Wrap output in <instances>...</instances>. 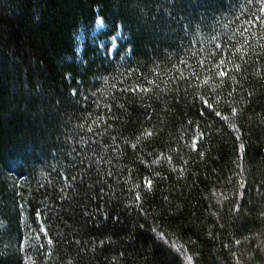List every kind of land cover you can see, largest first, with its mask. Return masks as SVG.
<instances>
[{
  "label": "trees",
  "instance_id": "16d2710c",
  "mask_svg": "<svg viewBox=\"0 0 264 264\" xmlns=\"http://www.w3.org/2000/svg\"><path fill=\"white\" fill-rule=\"evenodd\" d=\"M244 7L0 0V264H264V60L237 74L240 54L225 53L232 71L207 85L177 71L231 37ZM137 84L152 91H123ZM200 96L241 111L201 116ZM93 120L81 145L77 126ZM37 211L51 245L34 235Z\"/></svg>",
  "mask_w": 264,
  "mask_h": 264
},
{
  "label": "snow or ice",
  "instance_id": "6c2138e0",
  "mask_svg": "<svg viewBox=\"0 0 264 264\" xmlns=\"http://www.w3.org/2000/svg\"><path fill=\"white\" fill-rule=\"evenodd\" d=\"M255 8L256 10L254 12L249 13L248 9ZM241 16H247V19L241 20ZM236 20H241V26L237 28L236 32H233L231 37L225 36L224 38H220L218 36L212 37L211 43V51L207 53L204 59H200L196 61L195 66H191L187 64V61L181 60L180 63L184 65L190 72L189 76H184L183 71L177 69V71H180L179 79L182 81H189L190 79H197L199 80V73L197 72V69H200L201 71L205 73H209L207 79L203 81L205 85H207L213 77L220 78L223 80L224 78H227L229 76V71L234 70L237 74H241L245 70V65L248 63L247 57L254 56L256 61L264 60V44H259V40H264V0H246V7H244L243 11L237 15ZM98 23L102 26L103 20L98 21ZM185 27H190L189 25H185ZM258 30L261 35L259 36V40H256V43L254 45L253 41L256 39V33L253 30ZM237 34L239 36V39H237ZM242 41V42H241ZM257 47L259 48V51H257ZM201 51H205L204 49H201ZM225 53H230L231 55H236L237 53L240 54L241 63L234 64L233 69L229 70L226 68V60L224 58ZM217 58H219L217 60ZM216 61V62H213ZM232 61L229 59L227 63H231ZM256 76L264 79V73L257 72ZM235 83H239L238 81H235V77H232ZM153 86H157L155 81L150 82ZM158 87V86H157ZM123 91H131L133 93H150L152 91V87H144L141 84L135 85L132 89H124ZM233 91H236L233 89ZM73 96H76L78 94V91L76 89L72 90L71 93ZM94 95V94H93ZM229 97L232 96V93L228 94ZM249 96L252 95V93H248ZM200 103L202 105L201 108V116H203L204 111H209L210 113H213L216 117L220 118L223 122H229L231 118L237 117L240 109L233 107L231 108V116L223 115L221 111H217V108L219 106V100L210 102L209 99L205 98L204 96L199 97ZM83 111H88L87 108L83 109ZM225 112L228 111L227 108L224 109ZM91 112L88 113L87 117H84L85 121L88 119H91ZM111 115V113H109ZM99 117H97V120ZM97 120H93L91 124L82 123L78 125L79 131H76L74 134V138L78 137L77 142L81 145L87 146L90 141L92 140V137L96 134L94 132L93 125L97 123ZM191 124V122H189ZM199 127V126H197ZM142 135L144 136H152L154 133L152 131H146ZM115 139V138H113ZM203 139V132H197L195 136L192 137L190 147L192 151L198 150V143L200 140ZM132 147L135 149L137 145L133 144ZM243 147V145L241 146ZM174 151L179 154L180 149L177 148ZM69 156L72 155L71 152L68 153ZM169 160L172 159L171 156L168 157ZM83 159L80 160L81 166H83ZM91 167L85 169V171H90ZM108 175H112L109 173ZM144 184L151 189L153 187V182L151 179H145ZM241 187H244V184L242 183L240 185ZM136 199L139 200L140 196L137 194ZM241 205H236V209L239 210ZM36 217L40 223H38V229L35 231L34 235L39 238L41 236L47 237V243L49 245L52 244V239L48 235L50 229L43 223L41 218V213L37 211ZM31 237L26 236L24 238L25 241L30 240ZM78 243V242H77ZM103 243V241H101ZM237 244L240 243V241H236ZM39 247L42 249L44 248V244H40ZM191 259V257H189Z\"/></svg>",
  "mask_w": 264,
  "mask_h": 264
}]
</instances>
